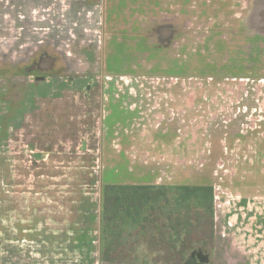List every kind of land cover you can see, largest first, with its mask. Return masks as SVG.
Segmentation results:
<instances>
[{
    "label": "rangeland",
    "instance_id": "374dc122",
    "mask_svg": "<svg viewBox=\"0 0 264 264\" xmlns=\"http://www.w3.org/2000/svg\"><path fill=\"white\" fill-rule=\"evenodd\" d=\"M130 127L184 134L193 151L109 153V134ZM123 158L136 168L106 169ZM147 159L158 180L212 184L214 224L192 207L172 248L167 214L121 235L114 218L113 263L176 264L192 249L212 263L228 214L217 264H264V0H0V264H103L53 230L113 216L105 184Z\"/></svg>",
    "mask_w": 264,
    "mask_h": 264
},
{
    "label": "trees",
    "instance_id": "16d2710c",
    "mask_svg": "<svg viewBox=\"0 0 264 264\" xmlns=\"http://www.w3.org/2000/svg\"><path fill=\"white\" fill-rule=\"evenodd\" d=\"M103 192L107 207L109 201L112 200L111 193L114 201L110 208L113 210V216L101 214L102 235L111 232L109 220L114 218L117 220L116 233L121 235L124 229L135 227V224H139L141 220L150 221L148 214H167L163 217L164 227L166 226L170 231L164 234L165 241L171 242V247L174 248L172 244L176 245L180 241L181 230L187 229L186 221L180 218V215L186 214L192 207L200 211L202 209L203 214L210 216L211 228L214 224L215 189L213 185L106 184ZM169 201H172L173 205H170ZM176 219L178 223L174 222ZM211 237L213 238V231H211ZM101 238L102 259L115 261V250L106 246V243L110 244L112 240L104 236ZM184 253L183 250H179V254L182 255L180 264L186 259Z\"/></svg>",
    "mask_w": 264,
    "mask_h": 264
},
{
    "label": "crops",
    "instance_id": "0c3cea01",
    "mask_svg": "<svg viewBox=\"0 0 264 264\" xmlns=\"http://www.w3.org/2000/svg\"><path fill=\"white\" fill-rule=\"evenodd\" d=\"M123 100H127V101H123ZM114 101H115L116 105H114L113 107H117L118 109H120L122 111V114L128 113L129 115H131V113L134 112V110H129V109L127 110L126 109L127 107H125L124 104L120 105L121 102L126 103L128 101H132L130 98H128V99L122 98L120 100H114V98L113 99L109 98V100H107V102L108 103L111 102V104H113ZM137 101L138 100H134L133 102H137ZM113 107H110V108L113 109ZM109 112H110V110H109ZM116 123H118V122H116ZM129 124L131 125L130 122H129ZM115 126L116 125H114L112 128H115ZM117 131H116V133L109 134V136L107 137V140H109V139L116 140L112 144H110L107 141V144H108L107 149H108V152L113 149V152L118 153L120 156L137 155V154H145L146 156L147 155L150 156L151 154L157 155V156H159V155H165L166 156V155H168V152H169V154H173V153H175V150L179 149V148H180V150H183V151H186L188 149L189 151H186L187 153L192 152L193 148H194L192 143H188V137L189 136H184V134H182V135L180 134L181 136H178L177 134H175L174 132L169 131V130L159 129L155 132H152V131L145 132V131H136V130L132 129V127H130L128 129H124V130L118 129ZM153 139L155 140V142L153 141ZM116 142H117V144H116ZM186 142L188 145L186 144ZM153 146H154L155 150H153L154 149V148H152ZM184 146H185V148H182ZM169 149H170V151H169ZM163 159H165V158H163ZM145 162H146V164H145L146 170H144L145 173L140 175V176L133 177V178H136L135 180H112L106 184H134V185H182V184H187V185H196V184H192L191 182H188V181L167 182L165 177L163 178V180H158L159 175L157 174L156 171H160L162 167H159L156 165L157 164L161 165V161L158 163L155 161L153 167L149 166V165H152L153 160L147 159ZM131 165L134 169L136 168V166L133 164L132 161L127 160V158L126 159L123 158V161L121 160V162L118 164L117 167L106 168V169L107 170H112V169L126 170L127 167L130 168ZM139 165H142V164L140 163ZM183 165H185V167L188 168L189 164H188V162H185ZM191 165L192 164H190V166ZM198 185H212V184L201 183ZM242 200H244V198H242L240 201H242ZM85 202L86 201H84V202L82 201V203H85ZM101 216L102 215L100 214L99 223H98V214H93V215L90 214V218H87L84 216L79 221H76V222L73 221V225L71 227H69L65 230H63L61 228L60 229L56 228V230H53V232L55 234H59V233L61 234L63 231H65L67 235H70L71 237H68L67 240L69 243L73 244V246H72L73 250H80V251L81 250L82 251L83 250H89V251L98 250L99 251V249H100V253H101V250H102ZM227 216H228V214H216L215 222H216V227H217V235L219 237L218 236L216 237V249L214 251L216 257H215L214 264H217V262H218L217 253H218L219 249L221 248V246L219 245V241L221 239H222V242L225 241V239L229 235L227 228L232 226V225L234 226L232 220L230 219L231 216H228V219H227ZM251 218H252V214H251L250 219ZM88 221L90 222L89 226H88V223H89ZM98 225L100 226V229H99ZM50 231L51 230H49V233H50ZM46 233H47V231H46ZM50 242H51V240H50ZM101 262L103 264L104 263L105 264H115V263H113L115 261H106L103 259H101ZM129 264H157V263L132 262Z\"/></svg>",
    "mask_w": 264,
    "mask_h": 264
},
{
    "label": "flooded vegetation",
    "instance_id": "af4514ba",
    "mask_svg": "<svg viewBox=\"0 0 264 264\" xmlns=\"http://www.w3.org/2000/svg\"><path fill=\"white\" fill-rule=\"evenodd\" d=\"M195 255L197 256V251L192 249L191 253L186 256V259L183 260L181 264H214V262L209 263L206 262L207 260L204 259L200 261V259L198 257H195ZM176 264H180V263H176Z\"/></svg>",
    "mask_w": 264,
    "mask_h": 264
}]
</instances>
